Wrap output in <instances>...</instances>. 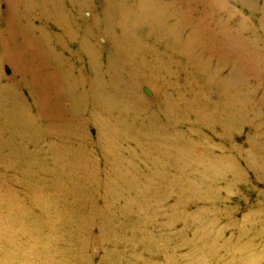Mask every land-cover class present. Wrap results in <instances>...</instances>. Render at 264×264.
<instances>
[{"label": "rangeland", "instance_id": "374dc122", "mask_svg": "<svg viewBox=\"0 0 264 264\" xmlns=\"http://www.w3.org/2000/svg\"><path fill=\"white\" fill-rule=\"evenodd\" d=\"M215 1L225 7L230 35L235 37L239 20L245 31L264 27V0H246L245 4L197 0L199 6L188 20H218L219 14L207 10V4L214 8ZM213 30L220 33L223 23L204 29L206 35ZM247 35L253 36V52L234 48L236 53L221 57V49L208 51L202 54L200 66L183 63L180 76L167 78L170 87H164L161 79L149 81L143 72L138 74L137 89L144 99L140 92L128 94L133 100L129 104L124 95L118 103L121 123L112 126L119 131L112 144L122 161L117 168L120 175L102 163L96 175L85 176L86 182L95 177L90 185L84 183L86 190L76 189V193L64 184L57 185L61 190L34 195L21 185L11 183L4 188L0 184V193L6 194L0 199V264H264V43L254 46L258 37ZM3 68L11 76L10 67ZM215 70L224 75L222 85L215 88H222L219 97L224 103L232 96L227 108L234 117L247 114L253 106L261 115L252 126L230 120L233 138L224 148H218V143L208 145V132L190 116L197 96L208 94L206 84L198 81L200 72L208 75L210 84ZM183 76L197 80L177 91L174 86L182 85ZM144 84L158 86L159 98L149 99ZM161 99L169 102L165 105ZM206 102L209 105L212 100ZM181 109L187 112L184 124L177 120ZM65 121L59 118L55 124L60 127ZM99 127L89 123L72 133L85 137L92 146ZM153 132L158 138L150 137ZM213 151L216 156L230 155L235 169L222 161L212 164L214 172L207 173L202 165ZM237 169L244 180H235ZM14 173L12 177L4 173L5 180L15 178ZM127 174L130 177L122 179L123 184L112 180Z\"/></svg>", "mask_w": 264, "mask_h": 264}, {"label": "bare ground", "instance_id": "6f19581e", "mask_svg": "<svg viewBox=\"0 0 264 264\" xmlns=\"http://www.w3.org/2000/svg\"><path fill=\"white\" fill-rule=\"evenodd\" d=\"M198 6L197 0H0V184L4 188L11 183L21 185L33 195L61 190L57 185L64 184L76 193V189L86 190L85 176L96 175L102 163L120 175L117 168L122 161L112 144L119 131L112 126L121 123L118 103L122 97L126 95L132 104L129 96L142 95L137 89L138 74L143 72L149 81L161 79L164 87H170L167 78L180 76L183 63L200 66L202 54L208 51L221 49V57L236 53L234 48L253 52V36H245L247 32L258 37L254 46L264 43V27L245 31L240 20L235 37L230 35L225 7L218 1L214 8L207 4L208 11L219 14L218 20L212 18L211 23L203 17L190 22L188 16ZM222 23L224 30L206 35V26L212 30ZM4 65L10 67L11 76L5 75ZM144 66L148 70H143ZM219 72L214 71L210 84L208 75L200 72L198 81L206 84V89L202 88L208 94L206 98L204 94L197 96L190 116L208 132V145L218 143V148H224L233 138L230 120L237 125L247 121L252 126L261 115L256 106L240 117L232 115L227 108L233 103L232 96L224 103L219 97L222 88H215L222 85L224 75H217ZM196 80L183 76L182 85L174 88L182 90ZM141 86L149 90V99L159 98L158 86ZM205 99L212 102L208 105ZM161 102L167 105L169 99ZM186 116V109H181L177 120L184 124ZM59 118L67 121L60 127L55 124ZM89 123L100 126L92 146L85 137L72 133ZM66 136L69 138L64 140ZM150 137L158 138L157 132ZM40 159L46 161L37 163ZM222 161L235 169L230 155L216 156L214 151L202 166L211 173V165ZM237 170L235 180H244ZM4 173H11V177L14 173L15 178L5 180ZM129 177L112 180L119 184ZM94 178L85 184L90 185ZM5 195L1 192L0 199Z\"/></svg>", "mask_w": 264, "mask_h": 264}]
</instances>
